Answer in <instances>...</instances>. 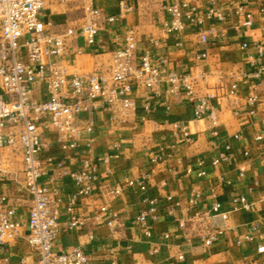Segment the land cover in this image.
Segmentation results:
<instances>
[{
  "label": "crops",
  "instance_id": "crops-1",
  "mask_svg": "<svg viewBox=\"0 0 264 264\" xmlns=\"http://www.w3.org/2000/svg\"><path fill=\"white\" fill-rule=\"evenodd\" d=\"M121 1L93 0L94 6L102 11L95 44L87 46L80 36L69 41L65 57L68 72L107 73L113 51L123 45L126 30L132 28L140 44L151 52L155 64L159 65L164 56L169 66L177 70L183 68L195 73L201 68L210 75L206 85L199 84V91L204 93L209 90L213 93L211 104L217 110L218 124L211 127L206 120L193 121L191 105L183 93H167L168 85L161 83L155 97L149 100L151 107L148 111L143 107L153 92L134 88L132 97L136 108L126 117H122L118 111L112 118L110 110L102 105H98L91 114L83 113L82 118L90 117L94 122L89 147L85 145L84 134L77 148L62 151L56 141V133L44 132L43 139L48 142V147L38 156L44 171L42 181L52 179L61 195V221L70 217L67 203L75 191L71 177L64 171L76 170L87 148L98 166V180L93 183L91 194L78 198L72 212L83 219L84 224L68 232L61 231L56 237L55 248L81 246L89 255L90 264H264V228L253 233L251 240L243 238L249 232L251 223L264 220V141L254 140L256 135H264V82L253 87L243 78V72L252 68L246 62L245 51L240 48L244 41L251 45L264 41V14L257 12L255 0H251L250 9L254 15L250 27L243 28L237 34L231 29L229 21L216 23L217 28H226L225 33L218 39L210 38L206 60L199 68H193L194 55L203 49L197 42L198 30L188 27L178 35L164 33L163 22L167 16L161 10V4L169 0H125L132 10L113 24L105 21L106 17L119 13ZM198 2L203 6L206 0ZM82 17L83 11L78 1L69 2L63 7L56 0H51L42 13V19L50 21L51 30L56 33L67 27L78 28ZM211 24L207 21L205 28ZM151 38L160 40V46L149 43ZM177 42L180 45L177 46ZM78 49L80 53H77ZM141 52L137 50V55ZM229 73L233 76L227 77L223 86L214 83L215 75L227 76ZM231 88L236 89L234 96L227 94ZM254 94L260 101L254 107L255 112L250 114L246 98ZM173 123L188 126L193 141L187 143L181 136L174 138ZM212 131H216V134H212ZM235 133L240 135L238 140L233 137ZM226 144L231 145L232 158L219 167H213L211 159L223 151ZM160 147L164 148L163 158L153 162L151 155L160 154ZM246 149L249 151L247 157L242 154ZM105 157L108 161H104ZM11 158L14 169L21 177L20 156L16 154ZM199 158L205 161L203 167L207 174L203 177L196 174ZM61 161L63 165L58 166ZM188 167L193 169L189 175L185 172ZM144 172L151 175L147 193L156 197L160 209V217L153 225L152 239L159 250L153 255L148 252L150 244L135 222L141 207V193L136 188H125L114 197L108 195L111 185L122 184L126 177L135 178ZM240 172H243V177L239 176ZM221 175L227 177L232 186L218 187L212 196L206 193L198 205L190 210L185 204L190 190H207L218 182ZM164 181L166 184L163 186ZM0 182V193L7 196V202L18 209L22 218H26L29 199L15 190L16 183L12 177ZM165 194L182 200L178 213L184 216L209 206L215 200L222 204L223 209L230 210L231 196L234 194L246 195L252 207L249 211L231 212L225 223L213 219L211 224H222L225 229L209 246H203L198 239L186 241L177 231H173L169 241L158 242L160 233L174 227L172 220L164 214ZM103 205H106V211L100 210ZM114 214L117 220L115 226L110 227L107 221ZM10 251L14 255L13 262L17 264V255L28 252L29 246L24 240H18L11 245ZM179 252L184 255L182 261L175 260Z\"/></svg>",
  "mask_w": 264,
  "mask_h": 264
},
{
  "label": "built area",
  "instance_id": "built-area-1",
  "mask_svg": "<svg viewBox=\"0 0 264 264\" xmlns=\"http://www.w3.org/2000/svg\"><path fill=\"white\" fill-rule=\"evenodd\" d=\"M51 0H0V181L12 177L15 190L23 193L29 199L26 218H22L18 209L7 202V196L0 193V264H15L10 247L18 240H24L29 251L17 255V264H90L89 255L81 246L70 248H55L57 235L74 230L84 224L72 212L78 198L91 194L93 183L98 180L97 163L90 157L89 148L81 157L76 170H65L64 174L71 177L75 191L67 203L70 213L68 220H60L59 206L61 195L53 180L42 181L43 166L39 154L48 147L43 139L44 132H55L56 141L62 151H70L80 145L83 135H86V147H89L90 135L94 130V122L82 118L83 113L91 114L98 105L107 107L115 118L119 111L122 117L134 112L136 106L132 92L134 88H145L153 92L143 109L148 111L150 101L155 97L156 89L161 83L168 85L166 92L175 94L181 91L190 103L192 120H206L211 126L218 124L216 108L211 104L214 97L209 90L200 93L199 84L206 85L210 76L201 68L195 73L185 69L177 70L170 67L166 57L162 56L160 64H155L153 56L147 47L140 44L132 28L126 30L123 45L114 50L107 73L68 72L66 53L68 43L72 38L82 37L87 46H93L100 28L102 11L94 6L93 0H56L60 6L78 1L83 11L78 28L67 27L56 33L51 30L52 23L42 19V13ZM199 0H169L161 4V10L167 18L163 22L166 35H178L188 27L197 28V42L203 47L192 59L191 66L199 68L208 56L210 38L218 39L226 28H217L216 23L229 21L231 29L237 34L243 28L250 27L253 22V12L250 9L251 0H206L203 6ZM257 12L264 14V0H255ZM117 15L106 17L108 23H115L132 10L125 0L120 2ZM212 24L205 28V23ZM160 46L161 41L151 38L148 41ZM180 45L179 42L176 44ZM245 51L246 62L252 68L243 72L242 76L251 86L264 82V41H256L251 45L247 41L240 44ZM141 54L137 55V50ZM80 53V49L77 50ZM217 74L215 84L223 86L227 77ZM235 88L227 91L228 96H234ZM39 93V95H38ZM150 100V101H149ZM256 94L248 96L246 103L250 106L249 113L255 112L259 103ZM119 108V110H118ZM172 136H181L187 143L193 141V135L188 126L173 123ZM216 134V131H212ZM235 139L240 135L235 133ZM255 141H264V135L258 134ZM152 154L151 160L156 162L164 155ZM19 155L21 162V177L14 169L12 155ZM247 157L249 151L242 152ZM231 145L226 144L223 151L211 159L213 167H219L232 158ZM104 161H108L105 157ZM64 162H58L62 166ZM205 161H197L198 177L207 174L203 167ZM193 169L186 168V174ZM150 173L131 178L126 177L122 184L111 185L108 195L114 197L125 188H136L140 193V209L135 216V222L142 229V236L150 244L148 252L153 255L159 250L153 239V225L160 217V209L156 197L149 195L148 182ZM243 177V172L239 173ZM164 181L162 185L164 186ZM1 186V182H0ZM232 186V182L221 175L216 184L207 190L192 188L185 200L187 207L194 208L207 194L214 195L218 187ZM182 200L171 194L164 195V214L173 222V229L166 230L158 236V242H167L173 231H177L186 241L198 239L203 246H209L224 232L222 224H211L213 219L225 223L234 211H249L252 202L244 194L231 196V209L225 210L222 204L215 200L209 206H203L187 216L180 215ZM106 205L100 210L106 211ZM116 215L107 221V225L115 226ZM264 228V220L253 222L244 240H251L253 233ZM184 255L179 252L176 261H182ZM169 264H174L171 262Z\"/></svg>",
  "mask_w": 264,
  "mask_h": 264
},
{
  "label": "rangeland",
  "instance_id": "rangeland-1",
  "mask_svg": "<svg viewBox=\"0 0 264 264\" xmlns=\"http://www.w3.org/2000/svg\"><path fill=\"white\" fill-rule=\"evenodd\" d=\"M77 11H79V9H78ZM76 14H77V12H76ZM73 17H74V16H73Z\"/></svg>",
  "mask_w": 264,
  "mask_h": 264
}]
</instances>
